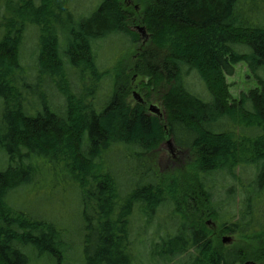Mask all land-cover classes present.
<instances>
[{
    "label": "trees",
    "instance_id": "1",
    "mask_svg": "<svg viewBox=\"0 0 264 264\" xmlns=\"http://www.w3.org/2000/svg\"><path fill=\"white\" fill-rule=\"evenodd\" d=\"M69 4L0 0V264H28L27 248L50 249L55 264L66 261L60 231L11 203L20 188L46 187L43 173L80 193L89 225L86 264H134L131 219L137 215L146 229L160 208L173 209L179 221L158 242L166 246L163 264H235L237 254L217 249L196 215L221 219L222 233L264 235V26L251 19L264 0L142 1L138 23L148 41L129 70L141 78L142 103L128 101L119 61L101 72L94 51L111 36L134 47L130 12L120 0H102L82 18ZM31 27L38 36L28 41ZM240 62L257 85L236 101L225 79ZM191 72L210 100L188 91ZM102 80L107 89L100 94ZM33 98L39 107L30 106ZM149 102L160 104L162 119L148 113ZM168 140L185 159L182 170L158 166ZM217 180L226 182L219 190L232 207L237 203L235 214L219 215L217 203L213 209Z\"/></svg>",
    "mask_w": 264,
    "mask_h": 264
},
{
    "label": "rangeland",
    "instance_id": "2",
    "mask_svg": "<svg viewBox=\"0 0 264 264\" xmlns=\"http://www.w3.org/2000/svg\"><path fill=\"white\" fill-rule=\"evenodd\" d=\"M101 1L102 0H70V3L73 6H70V4L69 6L75 15L84 18L95 11ZM142 1L146 0H120L121 7L130 12V18L133 22V24H129L130 32L139 37L138 41L135 42L134 47L131 48L130 41H127L126 39L111 36L103 41L97 42L94 49L97 56V66L101 72L104 70L111 71L115 65L114 62L119 61L120 64L116 66V74L121 77V80L123 79V83H125V77L129 81L127 86H130L128 98L130 103H136V100L132 97V93L139 94L140 97L144 99V93L142 92L140 84L141 78L136 75L134 71H129L131 67L135 66L136 56L134 54L138 51V47L142 42L148 41V37L146 36V39L142 38L138 31V28L141 26L138 23V20L140 17L139 12L143 7ZM251 19H254V21H257L264 26V7L261 6L257 12L251 16ZM37 34L38 32L36 28H28L26 39L28 41L33 37L37 39ZM122 41L124 42V45ZM120 50L123 54L119 56L121 52ZM123 70H125L124 74ZM259 75L264 77L262 72H260ZM70 76H72V74ZM88 78L89 76H87V79ZM105 81L106 80H102L98 85L100 94H103L107 89ZM85 82H87L86 79ZM225 83L228 87L230 96L236 101L242 94H246L253 90L257 85L253 76L248 71L246 64L243 62L237 63L234 66V73L231 76L226 77ZM185 84L188 91L199 95V97L203 99H206L205 96H207L210 100V96L203 83L194 72H191V74L185 78ZM98 94H96V98ZM40 103L41 101L39 98H33L29 101L30 106L34 108L39 107ZM150 105H155L159 109L163 118L164 110L160 104L157 102H149L147 104L148 113L157 116L156 114L149 112ZM175 150L174 147L170 150L165 143L163 144L160 150V159L158 158L160 164L158 166L161 171L169 173L175 170L174 168H177L176 170H182V168H184L183 161L185 159L181 158L180 154L177 155ZM111 158L117 159L118 157L112 156ZM122 168H124L123 163ZM236 174L239 176V170H236ZM245 174V172L243 174L241 173L240 180H236V186L240 185L241 180L245 178ZM42 176L48 184L46 187H42V183H40V185L37 186L38 188L35 189H32L31 187L20 188L18 192L12 194V198L10 197L11 201L13 200L11 203L14 204L18 210L25 212L26 215L33 219L50 221L54 230L60 231L61 238H58L57 242L66 254L64 259L66 261L64 264H86L84 247L85 236L89 225L82 217V199L80 193L70 184H66V186L58 184L56 186V178L50 174L43 173L39 178H42ZM217 181L216 184H218V186L215 187L212 198L213 209L216 210L215 203H217L216 211L219 215H226L228 212H234L235 214L238 209L237 203L232 207L228 198L223 194L224 192L222 193L219 190V188H223L226 185V182H223L221 185L219 184L221 181ZM232 185L235 184H232L231 182V186ZM160 209L163 210H158L155 215H152V218L150 219L151 223L147 225L146 229L143 228L140 230L141 223L137 215H134V219L133 217L131 219L130 233L132 236H135L136 239L135 246L131 250L133 257H135L134 264H163L159 259V254L166 246L162 247L158 242H160L161 239L168 237V235L171 236V226L179 223V221L174 215L173 209H169V212H167V209ZM222 212L226 214H223ZM204 213L205 212L200 210V213L198 212L196 216H203L202 220L205 229L210 232L211 238L214 239V245L217 249H226L227 251L229 250L237 254L238 258L235 264H264V256H262L264 255V235H260L256 238H252L251 236V238H241L240 236L222 233V230L219 229L221 219L217 220L216 217L212 218ZM225 219L228 218H224L222 221ZM98 227L99 226L97 225L96 227L93 226L95 230L94 232H91L92 238H96L97 233L100 232V227ZM225 237H228L231 240L230 244L223 243L222 240ZM142 239L144 240L143 242H141ZM53 241L56 243V240H52L50 247L53 246L52 244H55ZM25 250L26 256L28 257V264H55L54 257L49 253L50 249H45L39 252V254L29 248ZM95 251L94 244L91 243V245H89L90 255ZM185 263L186 260H183L177 264Z\"/></svg>",
    "mask_w": 264,
    "mask_h": 264
},
{
    "label": "water",
    "instance_id": "3",
    "mask_svg": "<svg viewBox=\"0 0 264 264\" xmlns=\"http://www.w3.org/2000/svg\"><path fill=\"white\" fill-rule=\"evenodd\" d=\"M138 31L141 35L142 38L146 39V35H145V31L142 28H138ZM132 97L138 102V103H142V99L141 97L136 94V93H132ZM149 112L156 114L159 118H162L161 113L159 112V109L155 106V105H150L149 106ZM166 146L170 148V150L174 147L172 140H168L166 143ZM223 243L224 244H230L231 240L228 237L223 238ZM246 264H252V263H246Z\"/></svg>",
    "mask_w": 264,
    "mask_h": 264
}]
</instances>
